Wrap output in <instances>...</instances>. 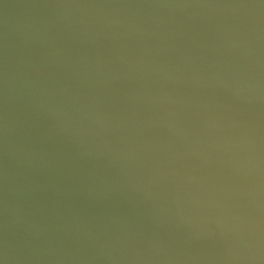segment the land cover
<instances>
[{"label":"water","instance_id":"1","mask_svg":"<svg viewBox=\"0 0 264 264\" xmlns=\"http://www.w3.org/2000/svg\"><path fill=\"white\" fill-rule=\"evenodd\" d=\"M260 237L264 0H0V264Z\"/></svg>","mask_w":264,"mask_h":264}]
</instances>
